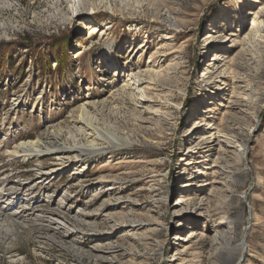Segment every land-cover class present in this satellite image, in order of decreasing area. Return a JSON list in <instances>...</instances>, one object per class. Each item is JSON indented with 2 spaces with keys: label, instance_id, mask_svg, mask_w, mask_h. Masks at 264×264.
Here are the masks:
<instances>
[{
  "label": "rangeland",
  "instance_id": "1",
  "mask_svg": "<svg viewBox=\"0 0 264 264\" xmlns=\"http://www.w3.org/2000/svg\"><path fill=\"white\" fill-rule=\"evenodd\" d=\"M0 66V202L32 208L0 264H110L101 242L113 264H210L213 220L264 264V0H0ZM82 124L117 146L48 180L51 156L8 155Z\"/></svg>",
  "mask_w": 264,
  "mask_h": 264
},
{
  "label": "bare ground",
  "instance_id": "2",
  "mask_svg": "<svg viewBox=\"0 0 264 264\" xmlns=\"http://www.w3.org/2000/svg\"><path fill=\"white\" fill-rule=\"evenodd\" d=\"M259 16L260 17L258 18H261L262 15L259 14ZM167 22L170 23V20L168 19ZM86 28L89 31H91V34L94 33V31L98 30L96 26L94 27L86 26ZM173 52L174 51L171 50L169 54ZM131 76H132V80H134L133 84L132 85L126 84L123 87L122 93L125 94L126 91L127 92L130 91L131 95L135 96L137 95L136 94L137 92L135 93V91L138 90V87H136V83L139 84L140 80L138 79L136 80L137 77L135 75H131ZM131 86H134L133 87L134 89H132ZM141 92L144 93L142 90H140L138 93ZM95 106L96 105L91 104V107L94 108ZM83 113L84 112L81 111V115ZM77 131H75L76 134L73 136L72 141L69 139L67 140L65 139V143H67V145H63L64 143L60 144L59 141L57 140V138H59L60 135L54 134L49 137L47 136L46 138L37 137L36 139L33 140L20 141L16 143L8 151V155L12 157H22L24 159L26 158L38 159L42 156H51L52 160L60 163L59 167L53 165V168L48 169L47 171L44 172H42L41 169H39L42 173L37 175L38 176L37 178L48 180L53 176L54 173L59 172L62 169L67 168L68 166H72V165L76 166L79 162L78 159L83 157L84 155L94 156L99 153H106L110 151L114 146H117L111 142H104V140H102L103 139L102 133L98 129H95L94 127H91L88 124H82V127L78 128ZM112 137L116 138L114 134H112L111 138ZM209 140H211V143L213 144H216L217 142L221 143L222 147L224 148H230V149L233 148L235 150L236 147H239V151L242 152V157L245 153L246 146L244 144H237L236 141L232 140L231 136L219 130H217L216 133L211 134ZM99 141H103V144H106V146L102 147L101 146L102 144L97 143ZM1 184L2 182L0 183V185ZM39 184L36 186H39ZM2 188H4V186ZM2 188H0V191H3ZM18 191L19 190L17 189L13 190L12 193L9 194V196L7 195L6 199H4L6 196L3 198L4 202H0V227L7 226V229L11 231L16 230L18 228H25L28 221L27 213H29V211L32 209V208L28 209L29 207L27 208L25 207V205H23L22 201L20 200L21 196ZM14 194H19V195H14ZM242 198H245L244 194H242ZM198 202H199L198 205L200 207L204 205L201 203L202 199L201 200L199 199ZM107 221L108 223H112V226L110 225L111 226L110 228L112 230L114 229L117 230L123 227L121 225H118L115 222V220L113 221L112 218L108 219ZM130 223L131 224H129V227L135 229L137 225L136 222H130ZM212 225H213L212 226L213 235L211 237L210 243L208 244L209 245L208 249H210L207 259L208 263L218 264L220 262L223 263L227 261L230 264H240V262L244 259V253H245L242 249L243 242L234 246L231 245L229 243V237L227 235L229 232H224L221 229V222L217 220H213ZM89 226H91V224ZM118 250H119L118 245L112 246V244L110 245L102 242L100 243V245H96L93 248V251L96 253L95 257L97 258V260L99 261L101 260L102 262H107L110 264L114 263L115 254L118 252Z\"/></svg>",
  "mask_w": 264,
  "mask_h": 264
},
{
  "label": "trees",
  "instance_id": "3",
  "mask_svg": "<svg viewBox=\"0 0 264 264\" xmlns=\"http://www.w3.org/2000/svg\"><path fill=\"white\" fill-rule=\"evenodd\" d=\"M60 65H61L60 62H57L56 66H57V67H60ZM0 67H3V66H0ZM0 69H1V68H0Z\"/></svg>",
  "mask_w": 264,
  "mask_h": 264
}]
</instances>
